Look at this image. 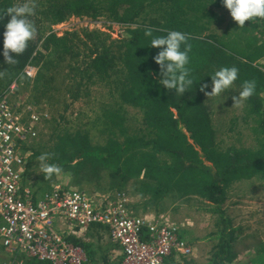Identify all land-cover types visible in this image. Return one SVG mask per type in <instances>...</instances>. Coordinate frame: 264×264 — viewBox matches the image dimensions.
<instances>
[{
	"label": "trees",
	"instance_id": "obj_1",
	"mask_svg": "<svg viewBox=\"0 0 264 264\" xmlns=\"http://www.w3.org/2000/svg\"><path fill=\"white\" fill-rule=\"evenodd\" d=\"M25 3L33 9L28 19L36 35L15 57V64L4 62L0 54V95L13 81L16 86L24 82L31 85L36 103L50 104L56 117L51 124L52 146L44 151L47 163L58 165V174L68 176L77 189L89 184L104 192L128 194L132 180L134 191L152 203L168 196L198 198L217 217L210 264H237L234 248L241 227L234 226L223 204L234 182L253 177L264 181V19L246 20L239 28L222 0H0V15ZM72 16L103 17L123 26L122 36L112 38L109 32L88 26L62 35L49 32L52 25ZM9 18L0 21V53ZM148 29L152 37L172 30L188 36L187 67L195 83L183 95L159 84L153 57L160 49L150 46ZM27 64L37 68L33 78L23 71ZM232 66L239 70L233 84L237 94L244 81L256 84L254 94L243 99L244 117L254 122L252 147L220 145L211 99L200 90L207 84L210 92V75ZM72 84L76 88L68 89ZM93 86L103 89L99 101L108 98L104 111L93 120L106 134L102 142H94L88 129L71 132L56 122L69 109L68 100L72 104L89 96L84 90L92 91ZM129 110H136L139 118ZM132 121L140 125L136 131L130 130ZM41 145L24 147L32 152L29 162ZM130 206L137 212L135 202ZM80 244L88 263H95L94 246ZM258 250L259 255L264 252L263 243Z\"/></svg>",
	"mask_w": 264,
	"mask_h": 264
},
{
	"label": "built area",
	"instance_id": "obj_2",
	"mask_svg": "<svg viewBox=\"0 0 264 264\" xmlns=\"http://www.w3.org/2000/svg\"><path fill=\"white\" fill-rule=\"evenodd\" d=\"M79 19L72 16L58 22L49 32L62 35L70 30L68 20ZM81 20L80 27L96 22ZM36 70L27 64L23 71L33 78ZM9 87L0 95V264H87L80 242H88L93 234L96 239L106 234L116 246L108 256L111 264H192L193 246L180 229L163 215L135 212L124 191L90 196L56 180L42 197L36 196L23 182L21 147L36 137L38 125L49 114L31 106L29 114L17 112L9 102L16 81Z\"/></svg>",
	"mask_w": 264,
	"mask_h": 264
},
{
	"label": "rangeland",
	"instance_id": "obj_3",
	"mask_svg": "<svg viewBox=\"0 0 264 264\" xmlns=\"http://www.w3.org/2000/svg\"><path fill=\"white\" fill-rule=\"evenodd\" d=\"M81 19L82 18L78 21L68 20V25L69 22L70 25H67V27L73 30L80 26H84L81 24L83 23ZM92 20L96 22L92 25L88 24L87 26L89 28L96 27L102 31L109 32L112 38H119L122 36L123 26L110 22L103 17ZM104 22H106V24H104ZM96 24H99V26ZM108 25H110V27H107ZM67 27L65 29H67ZM61 31L63 30L61 29ZM75 88L76 84H72L68 89ZM6 91H8V89ZM13 92L14 93L9 95V102L17 112H22L24 115L29 114L30 110L27 108L31 106L32 109H35L37 112H42L43 110L49 114V118H43V123L38 125L36 137L27 140L21 147L24 153L26 167L23 173V182L27 183L38 197H42L44 193L50 189V184L56 180L74 188L66 175L54 174L51 178L45 179L44 174L41 172L39 158L44 154L45 148H51L52 146L50 136L53 133L52 129H54L51 128L54 112L50 104L46 101L36 103L35 96L34 94L32 95L31 85H26L24 82H18L17 86L13 88ZM84 92L89 93L90 97L83 95L84 97H81V99L76 100L72 104L70 100H68L67 102L70 105L69 109L63 113L61 112L63 117H58L56 122L59 124L60 129L67 128V130L71 132L88 129L94 142H102L106 134L102 132L101 128H98L100 125H93V120L104 111L103 107L105 102H108V98H104L100 101L98 100V95L103 92V89H99L98 86H93L92 91L88 89V91L84 90ZM234 97H238V94L233 86L231 89L226 90L218 96H209L212 103L211 105L207 103L210 107L213 124L217 131V140L223 147L232 143L238 147H252V145H254V140L251 128L254 122L250 120L246 121L244 117L243 100H238L234 103ZM60 111L63 110L61 109ZM129 111L132 115L135 114V116L139 118L140 114L134 113L136 110ZM139 128L140 125H138V121H132L130 123L131 131H136ZM35 142H40L42 145L38 147V155L29 162L32 152L26 150L24 147ZM133 187L134 184H132L131 180L126 189L131 203L135 202V204L138 205V207L135 208L139 210V208L143 207L146 203L145 197L141 196L138 198L137 192L134 191ZM79 190L90 194V196L105 193L102 189H97L89 184L81 185ZM134 197L137 199H134ZM151 203L152 200L148 202L147 206L151 205ZM223 206L232 217L234 226L241 227V257L236 258L235 263L250 264L249 262H251V264H256L264 261V252L261 255L258 253L261 243L264 244V181L253 177L234 182L228 190V198ZM150 208L156 209L157 212H154L155 216L163 215L165 221H168L171 225L177 226L183 236L190 241L192 246L193 243L198 241V246L201 247L200 255L203 258V264H210L209 258L213 251V246L217 242L215 236V232L217 231L215 225L217 217L205 209L198 198L190 197L187 199H179L168 196L167 199L158 204L154 202ZM237 245L236 241L235 250L237 249ZM256 256L257 258H255ZM23 264L36 263L27 261V263L23 262Z\"/></svg>",
	"mask_w": 264,
	"mask_h": 264
},
{
	"label": "clouds",
	"instance_id": "obj_4",
	"mask_svg": "<svg viewBox=\"0 0 264 264\" xmlns=\"http://www.w3.org/2000/svg\"><path fill=\"white\" fill-rule=\"evenodd\" d=\"M231 17L237 22L239 28L245 27V21H252L255 18L264 19V0H222ZM33 14V9L27 4L7 8L3 15H0V21L4 16L10 17L4 24L3 32V50L4 62L15 64L16 56L23 54L29 41L36 35L34 24L28 19ZM146 36L152 37V30L145 32ZM188 36L181 32L172 30L166 35L152 37L150 46L160 49L153 57L155 63L159 66V84L168 90H175V93L183 95L194 85L191 76V70L187 67L189 64V52L191 45L187 43ZM239 70L237 67H222L211 76V91H206L208 85L202 84L201 91L206 96H218L232 88L234 82L238 79ZM255 81H244L241 85L238 97H234V103L238 100L247 99L255 92ZM48 154H42L39 158L41 172L45 179L58 174L61 168L56 164L47 163Z\"/></svg>",
	"mask_w": 264,
	"mask_h": 264
},
{
	"label": "crops",
	"instance_id": "obj_5",
	"mask_svg": "<svg viewBox=\"0 0 264 264\" xmlns=\"http://www.w3.org/2000/svg\"><path fill=\"white\" fill-rule=\"evenodd\" d=\"M137 195H138L137 196L138 198L141 197V194L137 193ZM134 199H137V198L134 197ZM145 202H146L145 205L143 207H140L139 210H137V213H143L144 214L146 212V213L154 214V212H157L156 209L150 208L153 203H151V205L147 206L149 201H147L146 198H145ZM136 207H138V205H136ZM163 213H165V212H163ZM100 235L102 236L101 233H100ZM95 236L96 235L93 234L91 236V240H89L88 242L92 243V245L95 248V249L94 248L93 249L96 251V253H95V260L96 261H95V263H93V262L91 263L90 262V263H87V264H99V262H103L104 261V258H106V261H107L106 264H111V262H109L108 256L109 257L112 256L110 252L112 250L116 249V246L113 243L108 241L106 234H103L102 238L99 237L97 239H96ZM98 240L102 241V242L98 243L99 242ZM236 241H237V244H238L237 245V249H236V253H237L236 254V258H240L241 257V254H240V252H241V238L238 237V239ZM192 249H193V252H192V256L190 258L191 259L190 260L191 263H193V264H203V258L200 255L201 247L198 246V241L193 243ZM88 262H89V260H88Z\"/></svg>",
	"mask_w": 264,
	"mask_h": 264
}]
</instances>
